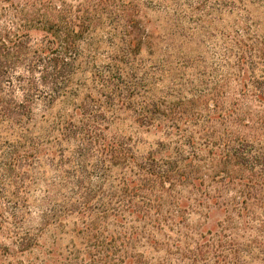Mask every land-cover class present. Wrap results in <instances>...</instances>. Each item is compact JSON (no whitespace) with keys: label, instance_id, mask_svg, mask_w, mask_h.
<instances>
[{"label":"trees","instance_id":"obj_1","mask_svg":"<svg viewBox=\"0 0 264 264\" xmlns=\"http://www.w3.org/2000/svg\"><path fill=\"white\" fill-rule=\"evenodd\" d=\"M144 1L0 0V233L20 252L37 243L38 235L27 225L34 206L31 191L37 187L44 188L35 233L50 226L62 229L75 217L97 253L105 254L98 256L102 264L108 259L146 264L139 248L160 252L167 245L164 231L178 230L175 222L195 210L200 216L214 210L223 214L219 226L229 235L217 232L216 244L221 254L227 249L233 264L240 258L231 249L238 223L247 231L251 221L259 224L246 252L252 246L261 249L264 0L223 4L234 22L232 33L221 36L218 69L225 65L223 87L235 90L238 99L232 100L221 135L209 144V158L188 170L181 146L156 145L138 156L109 131L130 110L142 126L161 129L165 123L162 104L145 98L135 102L127 80L145 37ZM105 48L108 56L100 54ZM100 58H107L104 66L91 67ZM48 168L58 171V181H49ZM204 178L214 188L203 187ZM184 183L196 191V209L178 199ZM228 192L234 195L225 199ZM108 226L111 232H105ZM258 251L264 257V248ZM93 258H87L90 264L97 263Z\"/></svg>","mask_w":264,"mask_h":264},{"label":"rangeland","instance_id":"obj_2","mask_svg":"<svg viewBox=\"0 0 264 264\" xmlns=\"http://www.w3.org/2000/svg\"><path fill=\"white\" fill-rule=\"evenodd\" d=\"M145 1L140 18L145 37L135 55V63L129 65L133 73L127 80L133 86L135 102L145 98L162 104L165 123L161 129L142 126L134 120L130 110L120 114L119 120L110 125L109 131L126 140L138 156L146 155L156 145L169 149L181 146L180 157L188 170L197 164L198 159L209 158V144L213 138L221 135L224 120L231 112L232 100L238 99L234 96L235 90L229 86L223 87L222 79L227 74V68L222 64L223 67L218 69V65H221V36L232 33L234 17L226 8L228 5H223L229 0H153L149 5ZM107 52L105 48L100 54L107 55ZM106 61L107 58L95 59L91 67H102ZM84 63L88 64L87 61ZM212 70H216L215 76ZM47 172L49 181L59 180L58 171L48 168ZM204 180L206 183L203 187L214 188L208 183V178ZM92 185L95 186L96 181ZM43 188L37 187L31 191L34 206L27 217V225L34 230V235H38L35 247L20 252L8 235L1 232L0 264H90L89 256H96L97 259L90 260L102 264L104 260L98 256L105 254L97 253L91 239L84 236L87 231L83 222L79 223L75 217L67 219L62 229L50 226L41 234L35 233ZM177 193L180 201L196 209L194 189L184 183ZM233 195L228 192L224 198L230 199ZM2 206L7 209L6 204ZM210 208L214 210L212 206ZM223 218V214L215 210L208 216H200L196 210L194 213L190 211L183 222H175L174 226L177 227L173 228L178 230L164 231V241L167 242L164 249L153 253L142 246L138 252H142V260L146 264L161 260L164 256V264H233L227 249L222 250L221 254L216 244L217 232L229 235L228 231L220 229ZM249 225L252 229L247 231L238 223L231 249L239 251V264H264V257L258 251L262 252L264 248V238L260 240L261 249L252 246L251 253L246 252L249 248L247 243L253 238L250 233L255 234V230L259 229L255 221ZM111 230L108 226L105 232ZM107 264L118 262L108 259Z\"/></svg>","mask_w":264,"mask_h":264}]
</instances>
